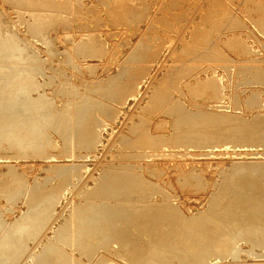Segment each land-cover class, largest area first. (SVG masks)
<instances>
[{
	"label": "rangeland",
	"instance_id": "1",
	"mask_svg": "<svg viewBox=\"0 0 264 264\" xmlns=\"http://www.w3.org/2000/svg\"><path fill=\"white\" fill-rule=\"evenodd\" d=\"M39 1L33 2L34 5L31 6V3H26L24 0H0L1 30L5 31L3 28L7 27L16 30L22 37V43L33 58V62L41 67L37 78L42 83V89L45 90L46 96L49 97L50 110L60 112L61 108L64 109L66 104L70 105L71 103L72 106L70 105L69 109L68 107L65 108L66 114H69L70 111L68 115L70 132L68 126L64 129V126L59 123L56 125L55 123H53L54 125L49 124L50 130L49 127H46L44 129L46 132L43 131V138L44 140L47 139L43 140V147L47 145L42 147L43 151L42 149H35L37 151L35 152L34 149L29 148L32 150L24 151V155L17 149L20 152V154L18 153L19 156H17L16 148L10 149L11 146L5 140L1 142L0 215L3 218L1 220L4 224L12 222L22 209L28 206L25 199L28 197L27 187H31L34 183L38 185L41 182L40 185L43 184L44 188H51L52 186L56 188L55 192H58L55 193L57 201L54 209L52 208V212H49L47 216L46 226L44 223L42 224L38 232L39 236L28 240L30 249L38 251L42 249V244L54 241L53 243H56L57 247L59 245L58 251L53 249L54 251L58 253L60 249H65L66 252L68 251V255L74 253L82 264H92L95 259L99 258L98 255H107L122 264H134L132 258L136 259L135 254L131 250L129 251L124 244H116L115 239L116 241L119 240L111 235L109 238L104 237V240L99 237L93 238V244L89 248H82L81 250L79 242L75 240L77 233L72 235L73 232H68L73 230V223L81 221L84 216L83 213L89 210V206L84 204L87 198V200H101L107 197L103 193L109 187L104 183L108 179V175H119L122 171L124 173L120 175L123 176H125V172L127 174L130 172V176L134 173L136 174H133L134 177L132 176L134 181L137 182L138 179L142 178L140 183L143 181L147 186L155 187L152 189L143 183L141 186L137 182L135 188L131 187L126 193L121 192L122 196L110 197L113 202H116L120 197H128L125 198L126 201H134L139 198L135 202L155 201L163 203L165 201L173 204L177 210L191 214L206 208L213 190L219 186L223 172L229 171L236 161L246 159L264 161V138L262 142H245L240 139L242 138L240 136L244 135H235L240 134L241 131L240 128L236 127L237 125L233 124L234 120L239 119L240 121L246 120L250 128L261 129L262 125L264 128V0H125L131 5V9L126 13L127 16H124L121 10L120 12L116 11L119 10L118 4L114 6V2L118 3L117 0H57L59 5L64 7H60V10L55 11L52 15L51 10H48L51 13L46 11L52 16V21L45 33L48 42L29 29V22H27L33 18L34 12L42 10L43 7L35 6V3L37 4ZM46 1L53 0H43V2ZM12 2L19 4L20 8ZM88 36L94 40V43L97 42L95 43L97 55L84 52V49H75L76 46L83 47L82 43ZM81 38L83 39L81 40ZM123 73L125 75L122 76ZM206 74L211 75L207 84L204 82L202 84L201 82L195 83L197 78L205 77ZM135 80H143L139 90L135 94L129 95L127 101H122L123 94L126 96L124 93L125 85L129 82L131 85ZM88 95L92 97L90 98ZM79 98H82V100L80 99L81 103H78L80 102L77 100ZM90 99L91 101H89ZM98 103L102 105H98ZM90 108L94 109L93 112ZM106 108L108 109L106 110ZM181 110H185L191 115L208 117L211 119V124L215 125V129L216 127L220 128L223 122L226 124L225 128L236 130L237 133H231V137L228 133L222 135L217 130L221 134H219L221 138L217 136L218 133L215 131L211 136L212 140L209 142L203 140V143L197 137L183 136L181 135V132L184 131L181 129L183 124L180 126L181 120L178 116ZM260 113L262 115L252 121L253 116ZM79 116L80 119L83 117L84 119L80 120ZM140 117L146 122L143 121L142 123ZM217 118H219L218 120L221 119L220 125L214 121ZM189 121L191 122V119ZM90 122L101 136L100 141L91 146L81 144L79 139L85 132L79 126L82 124L90 125ZM95 122H98L99 125ZM243 123H238V126L241 127ZM191 124H194L193 121ZM143 126L144 128H142ZM70 128L72 129L70 130ZM45 134L48 135L45 136ZM149 134L153 138L151 143L146 139ZM146 135L148 136L146 137ZM127 137L130 138L125 141ZM182 139L184 141L187 139V141L184 142ZM216 139L219 141L216 142ZM134 141H138L137 146V142L134 143ZM3 145L7 147H3ZM147 145L148 147H146ZM59 147H62L63 150H60ZM144 147L146 149H143ZM70 150L73 152L71 153ZM43 153L45 155H42ZM66 162L75 165L74 167L76 165L80 167H78L79 171L76 167V171L65 181L62 177H58L62 171L57 169L60 163ZM131 164L132 167L136 165L135 168H132ZM139 165L141 168H138ZM103 167L105 170L102 169ZM105 167H109L112 171ZM117 169H120V172L118 170L119 173L116 171ZM13 170H17L14 171V175ZM102 170L104 172L107 170V173L110 172L111 174L105 172L104 175ZM17 174H20L19 177ZM100 174L103 177L99 178ZM127 174L126 176H128ZM141 175L145 178L139 177ZM9 177L14 181H20L24 186L21 188V183L18 184V190H23V192L12 199H8L4 194L6 193L4 187L10 188L14 183L10 184L9 180H7L8 182L5 181ZM69 178H71L70 181ZM103 178L107 179L101 181ZM23 181L29 184L24 185ZM62 187L64 188L62 189ZM93 187H95L92 190L93 193L90 190L91 193L88 195L89 190L87 189ZM99 188L100 192L98 191ZM73 191L77 193L75 194ZM116 192L120 191L117 190ZM23 193L26 195L25 198ZM171 196L172 198H170ZM81 202L83 203L81 204ZM65 205L67 206L65 207ZM74 205H76L75 208H78L75 209ZM82 207H86V209ZM120 210H122L121 205H115L108 211L106 210V213L118 219L122 218L125 223L124 226L128 225L127 217L117 214L121 212ZM69 212H72L73 216ZM69 219L73 221L72 228ZM61 225L70 229L64 227L62 231ZM58 227H61L60 230ZM56 229L63 233L68 232L60 235V232L59 234L55 233ZM65 235H68V240ZM69 235H72V242ZM54 236H57V240ZM59 239L64 240L60 241ZM65 240L67 241L65 242ZM82 241L81 243H83ZM29 251L27 254L31 252ZM229 258L221 259L219 264H264V250L255 251L252 241L239 240L236 258ZM22 261L18 264H21Z\"/></svg>",
	"mask_w": 264,
	"mask_h": 264
},
{
	"label": "bare ground",
	"instance_id": "2",
	"mask_svg": "<svg viewBox=\"0 0 264 264\" xmlns=\"http://www.w3.org/2000/svg\"><path fill=\"white\" fill-rule=\"evenodd\" d=\"M11 1H13V0H11ZM25 1H26V3L27 2H29V4L31 3V6H32V5H34L32 3L35 1H38V0H24V2ZM24 2H22V4H24ZM48 2L47 1L43 2V0H40L39 2H37V4L35 3L36 7H38V8L43 7V8H41L42 9L41 11L34 12L33 18H31L30 21H27V22H29V29L33 30L35 32V34L40 35L41 38L45 39L47 42H48V39H47L45 33L48 30L49 25L52 21L51 15L55 11H59L60 7L63 6V5L60 6L59 3L57 2V0L50 1L49 3ZM117 2L118 3L114 2L115 5L113 4L114 6H116V4H118L119 10L117 9L118 8L117 7L116 11L120 12V10H121L123 12V15L127 16L126 13H128L129 10L131 9V5L128 4L125 0H117ZM14 3H16V2H14ZM14 5L19 6V4H14ZM18 6H16V7H18ZM28 7H30V6H28ZM19 8H20V6H19ZM23 8H21V9H23ZM33 10L35 11L34 8H33ZM48 10H51L52 13ZM28 11H29V9H28ZM46 11L50 12L51 15L47 14ZM111 12H112V9H111ZM122 12H121V14H122ZM22 14H21V16H22ZM31 16H32V14H31ZM260 22H262V21H260ZM1 26H2V24L0 23V144L2 141L5 140L11 146L10 149L16 148V150L18 149L21 153L23 152V154H24V151H28V150H32V149H34V151H35V149H38V150L42 149V147L44 145L43 133L46 132V131H44V129H46V127H49L50 126L49 124L54 125L53 123H55V125H56V123L57 124L59 123L61 126L62 125L64 126V129L66 126H68V131H69L70 118L68 117V115L70 114V111H69V114H66L67 110H65V108L67 109V107H68V109H69L72 105L68 101L71 106L69 104H66L64 106L65 108L64 109L61 108L60 112H53L52 109L50 110L51 104H50V100L48 99L49 97L46 96L45 90L42 89V83L37 78V74L39 73L41 67L39 65H37L35 62H33V58L28 53L24 43H22V37L16 32V30H14L13 28L7 27V28H3V29H5V31H3V30H1L2 29ZM82 39L83 38H81V40ZM79 41H80V39H79ZM79 41H77V42H79ZM81 42H83V41H81ZM95 43H97V42H95ZM95 43H94V40H92L91 37L88 36V38H86L84 40V42L82 43L83 47L76 46L75 49L76 48H77V50L78 49H80V50L84 49V52H90L92 54L95 53L97 55V53L95 51L97 49V47L95 49ZM98 48H99V46H98ZM142 52H144V51H142ZM149 64H150V62H149ZM136 65H138V64H136ZM123 75H125V74L123 73L122 76ZM210 77H211L210 74H206L205 77H202L200 79L197 78L198 80L195 83L201 82V84H202V82H204L205 84H207V80H209ZM214 78H216V77H214ZM142 81L141 80H135L131 85L129 84L130 82L127 85H125V90L123 88L122 89L124 90V93L126 94V96H124V94H123V98H121L122 101H127L129 95L135 94L139 90V86H140ZM117 83H118V81H117ZM114 84H116V82ZM114 84H112V85H114ZM203 86H206V85H203ZM114 88H116V87H114ZM193 88H194V86H193ZM113 92H114V90H113ZM115 93H116V91H115ZM88 96L90 98L92 97L91 95H88ZM117 96H118V94H117ZM119 96H120V94H119ZM51 98L53 99V97H51ZM80 99L82 100V98H79L77 100L80 101ZM89 101H91V99ZM95 102H97V101H95ZM78 103H81V101ZM89 104L91 105L92 103H89ZM100 104L98 103V105H100ZM104 104H106V103H104ZM52 106H54V105H52ZM87 106H89V105L87 104ZM55 107H56V105H55ZM96 107H95V109H96ZM105 107H108V106H105ZM105 107H103V108H105ZM83 108H84V106H83ZM93 108H94V106H93ZM53 109H55V108H53ZM107 109L108 108H106V110ZM79 110H77V111H79ZM81 110L84 112V110L82 108H81ZM90 110H92V108H90ZM93 110H92V112H93ZM86 112L88 113V111H86ZM106 112H108V111H106ZM71 113L73 114L72 111H71ZM74 113H75V109H74ZM94 113H95V111H94ZM72 114H71V116H72ZM91 114H93V113H91ZM104 114H105V112H104ZM261 115H262V113L254 115L252 121L256 120ZM73 116H75V115H73ZM95 116H96V114H95ZM178 116H179V119L182 121V122L180 121V126H181V124H183V126H181L183 128H181V129L184 130L181 132V135L187 136V137H197V139L198 140L200 139L199 141H202V143H203V140H205L206 142L211 141L212 140L211 136L214 134L215 131L218 133L217 130H219L222 135H224V133L225 134L228 133L229 135L231 133H234V134L237 133L236 130L235 131L230 130L228 127L225 128L226 124L223 122L220 125L219 123H220L221 119L218 120L219 118H217V120H214V121L218 125H220V128L216 127V129H215V125L211 124V122H210L211 119H209L208 117L197 116L194 114L191 115V113H189L185 110H181V112L179 113ZM233 116H236V115H233ZM237 116H239V115H237ZM81 117H82V115H81ZM195 117H197V118H195ZM228 117L235 118V117H231V116H228ZM78 118L80 119V116ZM87 118H85V119H87ZM81 119H84V117ZM93 119H94V117H93ZM189 119H191V122L189 121ZM141 120H142V118H141ZM82 121H84V120H82ZM95 121H97V120L95 119ZM143 121L146 122L144 119L141 122L143 123ZM177 121L179 122V120H177ZM192 121L194 124H191ZM235 121H238V122H235ZM247 121H248V119H247ZM91 122H90V125H88V124L87 125L82 124L80 126L78 125L79 128H81L83 131L85 130V132L83 133L84 135L83 136L81 135V137L79 138L81 144L91 146V145H94L97 141H100V139H101L99 132L97 130H95V128L91 125ZM139 122H138V124L141 123V122L140 123ZM240 122H244L241 127L238 126V123H240ZM84 124H85V122H84ZM96 124H98V122ZM134 124H137V123L134 122ZM233 124L237 125L236 127L240 128V131H241L240 134L237 133L235 135H238V136L244 135V136H240V137H242V138H240L241 140H243L245 142H256V141L262 142V139L264 138L263 125H262L261 129H259V128L257 129L256 125H255L256 129H253V128L249 127V123L246 122V120L240 121L239 119L234 120ZM71 126H72V123H71ZM75 126H74V128H75ZM136 126H139V125H136ZM51 128H53V127H51ZM137 128H139V127H137ZM142 128H144V126ZM71 129L72 128H70V130ZM133 129L135 130L136 128H133ZM140 129H141V127H140ZM177 129H178V127H177ZM49 130H50V127H49ZM54 130H56V129H54ZM134 130H133V132H134ZM64 131H62V132H64ZM73 131H74V129H73ZM178 131H179V129H178ZM59 132H61V130ZM135 132H137V131H135ZM139 132H141V131H139ZM143 132L145 133V131H143ZM220 133H218V135H217L218 137L221 135ZM70 134H72V133H70ZM79 134H81V133H79ZM134 134H137V133H134ZM47 135L45 134V136H47ZM73 135H71L72 138H73ZM141 136H137V137H141ZM147 136L148 135H146V137ZM68 137H70V136H68ZM48 138H50V137L48 136ZM128 138H130V137H127V139H125V141L128 140ZM159 138H160V136H159ZM219 138H221V137H219ZM228 138H229V136H228ZM62 139H63V137H62ZM146 139L149 140L150 143H151V140H153V138L150 136V134H149V137ZM162 139H163V137H162ZM187 139L185 141H187ZM45 140H47V139H45ZM178 140H179V138H178ZM143 141H144V138H143ZM217 141H219V139H216V142ZM136 142L134 141V143H136V146H137L138 141H136ZM140 142H139V144H140ZM161 142H163V141H161ZM240 143H242V142H240ZM45 144H46V142H45ZM71 144H72V146L74 145L73 141ZM152 144H154V143L152 142ZM162 145H163V143L161 144V146ZM164 145H165V143H164ZM46 146H44V147H46ZM3 147H7V146L3 145ZM146 147H148V145ZM8 148H9V146H8ZM29 148H32V149H29ZM61 149H62V147L60 148V150ZM137 149H138V147H137ZM143 149H146V148L144 147ZM18 150L16 152L17 156H19L18 153L20 154V152H18ZM135 150H133V151H135ZM42 151H43V149H42ZM94 151H95V149H94ZM35 152H37V151H35ZM40 152H41V150H40ZM72 152L73 151H71V153ZM33 153L34 152L32 151V154ZM27 155H28V153H27ZM39 155H41V154L39 153ZM42 155H45V153H43ZM71 156H72V154H71ZM52 164H54V163H52ZM81 164L84 165L83 163H81ZM113 165H112V170H113ZM140 165L138 166V168H141ZM74 166L75 165H71L68 162L60 163V165H58L57 170L58 171L61 170L62 172H61V174L59 173L60 176H58L57 174L56 175L58 177H62L66 181V178H68L70 175L72 176L73 172L76 171L75 168L77 167V165H76V167H74ZM127 166H129V165H127ZM130 166L132 167V164ZM130 166H129V169H131ZM135 166L132 168H135ZM78 167H80V166H78ZM78 167H77V170H78ZM106 167H107V165H106ZM12 168L14 169V166ZM102 169H104V167ZM106 169H109V167ZM121 169H122V167H121ZM8 170L11 171V169H8ZM104 170H102V173L104 172ZM112 170H110V171H112ZM118 170L120 172V169H117L116 171L118 172ZM124 170H126V169H124ZM14 171L15 170H13V172H12L13 175H14ZM53 171H54V168H53ZM134 171H135V169H134ZM105 172L107 173V170ZM105 172H104V175H105ZM132 172H133V170H132ZM108 173H110V172H108ZM123 173L124 172L122 171V173H120V174H123ZM129 173L127 174L125 172V174H124L125 176L120 175V174L119 175H112L110 173L111 175H108V179L106 178L107 180L104 178L102 180L100 179L101 181L106 180L104 183L107 186H109L107 188L104 186L106 189L104 190L103 195L107 196L104 199L100 198L101 200H98V199L97 200H87L88 198L86 199V197L89 195V193L92 192L93 189H95L96 186L93 187L92 189H87L89 191H88V195H85L86 200L84 199L85 200L84 204H86V206H89L88 207L89 210H87L85 213H83L84 216H83L81 221H78V223L74 221L75 223H73V225H72L73 221H71L69 219L71 222L70 227L72 225L73 230L71 229V232L67 231L68 233L73 232L72 235H75L77 233V239H75V238L74 239L79 242V247L81 248V250H82V248L83 249L89 248L90 245L93 244V238L99 237L100 239L104 240V237L109 238V235H111V236H113V238H117L119 240V241H116V239H115L116 244H119V243L124 244L129 251L131 250V252H133L135 254L136 259L132 258V261H134V264H219V262L222 261L221 259H223V258H225V259H230L229 257L236 258L238 248H239V240H246V242L252 241V246L254 247L255 251H258V250L263 251L264 250V161H261V159L260 160L259 159L258 160L246 159V160L236 161L235 164L232 166V168L229 171L223 172L222 178L220 179L219 186L213 190V192H212V194L208 200V203L206 205V208H202L199 211L193 212L191 214H185V213L181 212L180 210H177L176 207H174L173 204H171L170 202H165V201H163V203L162 202L161 203L155 202V201L144 202L143 200H142L143 202H141V201L135 202V201H138L139 198L137 200H134V201H129V200L126 201L125 198H128V197H122V198L120 197V199H118L116 202H113V200L110 197L122 196L121 192L126 193V191L130 190L131 187L135 188L137 186V182H139L140 179L142 180V178H140V179H138L139 181H137V182L134 181L135 179H132V176L134 173L133 174L131 173L132 176H130ZM7 174H9V173H7ZM7 174H5V175H7ZM101 174H100L99 178L104 176L103 174H102L103 176H101ZM126 174L128 176H126ZM5 175H3V176H5ZM18 175H20V174H17V176ZM23 175H25V174L23 173ZM134 175H136V174H134ZM14 177L16 178V176H14ZM77 177H78V175H77ZM139 177H144V176L141 175ZM55 178H57V177L55 176ZM63 179H61V180H63ZM94 179H95V177H94ZM7 180H9L10 184L14 182L10 188L3 186L5 188L4 192H6L4 194H5V196H7L8 199H12L16 195H18L20 192H23L22 189H20L22 191H19L18 190L19 187H17L18 184L21 183L20 181H17V180L14 181V180L10 179V177H9V179H6L5 181H7ZM49 180H51V179H49ZM70 180H71V178H69V181ZM144 180L146 181V179H144ZM98 181H99V179H98ZM35 182H37V181H35ZM47 182H49V181H47ZM149 182H151V181H149ZM27 183L24 182V185ZM99 183H100V181H99ZM141 183H143V181ZM141 183L139 185L142 186ZM22 184L23 183H21V185ZM35 184H37V183H34V185ZM40 184H41V182L38 185L34 186L32 184L33 186L31 185V187H27L28 189L31 188V189H29V191L27 189L28 197H26V195L24 193L23 194H24V198L26 197L25 199L27 200L28 206L26 208H23L22 211L20 212V214L15 219H13L12 222L4 224V222L1 220L2 217L0 215V264H18L19 262L22 261L23 258H25V259L22 261L21 264H82L81 260H79L76 257V255H74V253H73V255H71L70 253L68 255L67 254L68 251L66 252L65 249H63V250H65L64 252H66V253L62 252L63 250H61V249L59 250L60 252L57 253L59 245L57 247V244L53 243L54 241L48 242V244L47 243L42 244V249H40L38 251H33L32 248L30 249V243L28 242V240L32 237L36 238V236L38 235V232L41 229L42 224L43 223L45 224V221L48 220L47 216H48L49 212H52L51 209L55 206L56 201H57L56 200L57 195L55 193H58V192H55L56 188L53 186L51 188H44L45 186L43 187L42 186L43 184L42 185H40ZM6 185H8V184H6ZM144 185H146V184H144ZM149 186H150V188H152L151 185H149ZM149 186H147V187H149ZM153 186H155V185H153ZM157 186H160V185L157 184ZM168 186H169V184H168ZM21 188H24V186L22 185ZM63 188L64 187H62V189ZM100 188H101V186H100ZM100 188L98 189V191L100 190ZM154 188H152V189H154ZM144 189H145V187H144ZM147 189H149V188H147ZM159 189H160V187H159ZM162 189H164V188H162ZM90 190H91V192H90ZM117 190L120 192L117 193L116 192ZM59 191H60V189H59ZM162 191H164V190H162ZM61 192H62V190H61ZM73 192H75V191H73ZM134 192L136 193V191H134ZM152 192H154V191H152ZM76 193L77 192H75V194ZM128 193H130V192H128ZM2 194H3V192H2ZM21 195H22V193H21ZM96 195H98V194H96ZM169 195H171V194H169ZM140 196H141V194H140ZM58 197H60V196H58ZM146 197H148L147 194H146ZM81 198H84V197H81ZM81 198H79V199H81ZM170 198H172V196ZM89 199H90V197H89ZM152 200H153V198H152ZM23 202H24V200H23ZM78 202H80V201H78ZM82 203L83 202H81V204ZM115 205H121L122 210H120L121 212H119L117 214H119L120 216H121V214L125 215L127 217V219L126 218H124V219H126L128 221V225L126 224L124 226L125 223H124V220L122 218L118 219L114 216H111V214L106 213V210L108 211V209H111V207L115 206ZM66 206L67 205H65V207ZM75 206L76 205H74V208H75ZM76 208H78V207H76ZM79 209H81V208H79ZM83 209H86V207ZM74 210H73V212H74ZM71 213L72 212H69V214H71ZM49 217H50V215H49ZM66 218H68V217H66ZM69 218L72 219V217H69ZM80 222L82 224H79ZM74 224H75V227L77 229L74 227ZM65 225H64V227H65ZM8 226H9V228H8ZM44 226H46V224ZM61 226L63 227V225H61ZM64 227L62 228V231H63ZM58 228H59L58 230H60L61 227H58ZM68 228H66V229H68ZM43 230H44V228H43ZM58 230L56 229V231H58ZM56 231H55V233L59 234L60 231H58V232H56ZM67 232L66 231H65V233L60 232L61 233L60 235H62V233L66 234ZM72 235H69V236H71V239H70L71 242L73 241ZM56 237H55V239H56ZM67 237H68V235L66 236V239H67ZM58 238H60V237H58ZM47 239H48V237H47ZM67 240H65V242ZM48 241H49V239H48ZM81 241L83 243H81ZM68 244H69V242H68ZM80 244L81 245L84 244V246H81ZM70 246H72V245H70ZM60 248H62V247L60 246ZM73 248H74V246H73ZM53 249L54 250L57 249V251H54ZM27 251H29L30 253L27 254ZM52 251H54V252L52 253ZM213 256H215L216 258L215 257L213 258ZM97 257H99V258L95 259L92 264H122L121 262H119L116 259L111 258L107 255H100V256L98 255ZM85 264H87V263H85Z\"/></svg>",
	"mask_w": 264,
	"mask_h": 264
}]
</instances>
